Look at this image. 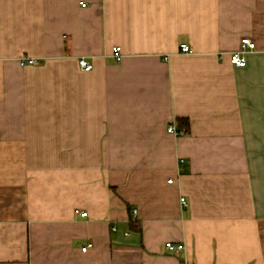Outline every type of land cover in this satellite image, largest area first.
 <instances>
[{
	"label": "crops",
	"instance_id": "1",
	"mask_svg": "<svg viewBox=\"0 0 264 264\" xmlns=\"http://www.w3.org/2000/svg\"><path fill=\"white\" fill-rule=\"evenodd\" d=\"M0 264H264V0H0Z\"/></svg>",
	"mask_w": 264,
	"mask_h": 264
},
{
	"label": "built area",
	"instance_id": "2",
	"mask_svg": "<svg viewBox=\"0 0 264 264\" xmlns=\"http://www.w3.org/2000/svg\"><path fill=\"white\" fill-rule=\"evenodd\" d=\"M85 4H83L84 6ZM242 48H248V49H253V43L248 39V38H244L242 39ZM113 57L116 59V61H120L122 54H121V48L120 47H114L113 50ZM180 52L181 53H185V54H189L192 52V50L190 49V47L187 44H182L180 46ZM230 61L232 63L233 66L237 67V68H243L246 66V59L244 58V52L240 51V52H235L233 54H231L230 56ZM79 66L81 67L82 70L88 72L92 70V64L85 58H81L78 61ZM21 65L25 66V65H37V60L33 59V58H22L21 59ZM168 132L175 134V135H184L186 134V130L185 128H181L178 129L175 125H171L168 128ZM171 182V180L169 181ZM181 203L183 205V207L187 206V201L184 197L181 198ZM82 216H87V212H81ZM137 216V210L133 211V220L136 218ZM114 230H116V228H114ZM92 246V244H89L87 247L83 248V252H86V250L88 248H90ZM166 249L170 252V253H175L178 251H181L184 249V246L181 244H174L173 242H168L165 245Z\"/></svg>",
	"mask_w": 264,
	"mask_h": 264
},
{
	"label": "trees",
	"instance_id": "3",
	"mask_svg": "<svg viewBox=\"0 0 264 264\" xmlns=\"http://www.w3.org/2000/svg\"><path fill=\"white\" fill-rule=\"evenodd\" d=\"M179 126L181 128H185L186 133L188 132V126H189V124H188V121L186 119L179 120Z\"/></svg>",
	"mask_w": 264,
	"mask_h": 264
}]
</instances>
